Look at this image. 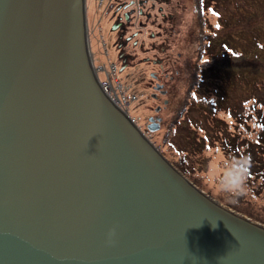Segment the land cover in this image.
<instances>
[{
  "label": "water",
  "instance_id": "95a60500",
  "mask_svg": "<svg viewBox=\"0 0 264 264\" xmlns=\"http://www.w3.org/2000/svg\"><path fill=\"white\" fill-rule=\"evenodd\" d=\"M0 264H264L105 92L90 0H0Z\"/></svg>",
  "mask_w": 264,
  "mask_h": 264
},
{
  "label": "rangeland",
  "instance_id": "374dc122",
  "mask_svg": "<svg viewBox=\"0 0 264 264\" xmlns=\"http://www.w3.org/2000/svg\"><path fill=\"white\" fill-rule=\"evenodd\" d=\"M207 1V4H212L211 9H206L207 31L213 34L210 37L216 44L214 47L220 50L223 60L220 63L224 66L238 64L237 69L221 72L222 88L218 92L212 84L203 83V89H195L196 84L194 89L198 93H194L197 97L191 95L181 113L187 79L194 70L197 56L193 34L199 20H196L192 0H179L175 9L177 34L171 44L174 43L175 53L182 55L181 63L177 64L180 73L176 89L169 95L168 105L159 114L162 118L160 128L148 130L146 126L149 115L155 113V107L160 103L159 99L152 97V88L148 84L151 81L149 70L155 67L149 64L142 66L141 71L145 72L141 74V82L134 83L131 75L129 79L123 74L119 77L132 89L130 91L143 95L130 107V113L137 116L144 132L163 154L212 197L264 223V0ZM94 7L95 0H90L95 62L109 64L103 53L104 46L99 45L98 34L101 25L109 58L115 61L114 38L107 22L111 8L101 15L95 13ZM98 16L102 17L101 22H98ZM223 42L240 56L232 57ZM234 59L237 61L233 62ZM209 103L214 104L211 106ZM177 116L178 120L175 119ZM225 127L228 131H220ZM232 134L240 146L238 154L228 145L227 137ZM248 141L255 146L250 147L252 154L242 157L241 151ZM229 160H244L248 164L246 187L237 197L222 192L218 186L217 177L223 171L222 164Z\"/></svg>",
  "mask_w": 264,
  "mask_h": 264
},
{
  "label": "flooded vegetation",
  "instance_id": "af4514ba",
  "mask_svg": "<svg viewBox=\"0 0 264 264\" xmlns=\"http://www.w3.org/2000/svg\"><path fill=\"white\" fill-rule=\"evenodd\" d=\"M178 5L179 0H103L101 5L95 0V13L102 15L111 8L107 22L114 38L115 61L109 58L110 52L101 25L99 45L104 46L103 53L109 62L114 63L119 76L123 74L129 79L131 75L135 79L134 83L141 82V74L145 72L141 71L142 66L149 64L155 67L149 70L151 81L148 84L152 88V97L159 99L160 103L156 105L155 113L147 119L148 130L161 127L162 118L159 114L168 105L169 95L176 89L180 73L177 64L181 63L182 55L180 52L175 53L174 43L171 44L177 34L174 22ZM101 20L102 17L98 16V22ZM127 89L132 90L130 87ZM136 95L137 101L143 97L140 92Z\"/></svg>",
  "mask_w": 264,
  "mask_h": 264
},
{
  "label": "trees",
  "instance_id": "16d2710c",
  "mask_svg": "<svg viewBox=\"0 0 264 264\" xmlns=\"http://www.w3.org/2000/svg\"><path fill=\"white\" fill-rule=\"evenodd\" d=\"M192 3H193V10H194V13L196 16V20H199L197 23V28L193 34L194 35L193 36L194 37V43L197 46V48H196L197 56H196V62L194 64V70H192V73H190L188 80H187V87L185 89V96L182 99V101H184V103H181V107H182L181 113H182L183 109L186 107V105L189 103V97L191 95L195 96V93H198L197 90H195V89H198V88L200 89V87H202V89H203L204 88L203 83H205V84L209 83V84H212L215 88H217L216 92H218L220 90V88H222V85H221L222 74H221V72H227V71L238 68L237 63H234L233 65L231 63L230 64L228 63L227 66H224V64L220 63V60L223 62V60L220 57V55H221L220 50L218 51L217 48L214 47L216 44L215 45L213 44V39L210 37L213 34H211L210 31L209 32L207 31L208 27H207V23L205 21V20H207L206 19L207 17H205V15H207L206 9H208L212 4H207L208 3L207 0H192ZM209 9H211V8H209ZM214 35H216V34H214ZM220 43L222 45V42H220ZM223 43L226 44V45H224V47H225L226 51H228L232 57L237 58L240 56V54L239 53L237 54L235 49L233 47H231L228 43H226V42H223ZM212 44H213V47H212ZM236 61L237 60H235V59L233 60V62H236ZM224 79H225V77H224ZM196 84H198L197 87H195ZM194 87H195V89H194ZM195 97H197V96H195ZM214 103L216 104V100L214 101ZM214 103H209V104L212 106ZM178 107H180V106H178ZM178 116L175 119L178 120ZM232 116L234 117L235 115H232ZM237 119H236V121H237ZM236 124H238V123H236ZM263 125H264V123H263ZM226 130L228 131L227 127L220 129V131H226ZM262 130H264V127ZM227 139L230 141V143L228 145L231 147V149L235 150L236 154H238L237 151L239 150L238 147H240V146H238L236 136L234 134H232L229 138L227 137ZM247 144L248 145H245L246 147L241 151L240 155H242V157L246 156L248 154H252L250 147L252 145L253 146H255V145L250 143V141H248Z\"/></svg>",
  "mask_w": 264,
  "mask_h": 264
},
{
  "label": "built area",
  "instance_id": "2783aa9c",
  "mask_svg": "<svg viewBox=\"0 0 264 264\" xmlns=\"http://www.w3.org/2000/svg\"><path fill=\"white\" fill-rule=\"evenodd\" d=\"M102 2L103 0H97L99 5H101ZM96 73L97 78L104 81L105 92L130 115L134 123H138L140 126L137 116L130 113V107L137 101V95L127 89L126 85L119 77L114 63H96Z\"/></svg>",
  "mask_w": 264,
  "mask_h": 264
},
{
  "label": "clouds",
  "instance_id": "9594fccd",
  "mask_svg": "<svg viewBox=\"0 0 264 264\" xmlns=\"http://www.w3.org/2000/svg\"><path fill=\"white\" fill-rule=\"evenodd\" d=\"M222 168L223 171L217 177L220 190L233 197L243 194L247 182L248 164L244 160H229L222 164ZM232 202L235 203L236 200L233 199ZM114 235L115 229L110 230L107 240L109 244L113 243Z\"/></svg>",
  "mask_w": 264,
  "mask_h": 264
},
{
  "label": "snow or ice",
  "instance_id": "6c2138e0",
  "mask_svg": "<svg viewBox=\"0 0 264 264\" xmlns=\"http://www.w3.org/2000/svg\"><path fill=\"white\" fill-rule=\"evenodd\" d=\"M217 27H219V25H217Z\"/></svg>",
  "mask_w": 264,
  "mask_h": 264
},
{
  "label": "bare ground",
  "instance_id": "6f19581e",
  "mask_svg": "<svg viewBox=\"0 0 264 264\" xmlns=\"http://www.w3.org/2000/svg\"><path fill=\"white\" fill-rule=\"evenodd\" d=\"M203 189V188H202Z\"/></svg>",
  "mask_w": 264,
  "mask_h": 264
}]
</instances>
